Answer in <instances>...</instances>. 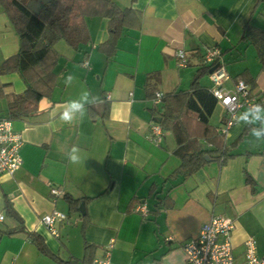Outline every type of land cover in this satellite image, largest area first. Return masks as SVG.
<instances>
[{
  "label": "crops",
  "instance_id": "crops-1",
  "mask_svg": "<svg viewBox=\"0 0 264 264\" xmlns=\"http://www.w3.org/2000/svg\"><path fill=\"white\" fill-rule=\"evenodd\" d=\"M112 1L134 11L115 43L107 41L108 17H85L87 43L73 48L58 39L53 45L58 58L50 94L33 111L10 118L22 138V162L13 174L0 173V264H89L108 244V264H185L182 245L213 214L234 221L238 259L248 236L264 256V141L250 134L252 126L237 122L246 108L224 133L229 156L220 162L204 155L186 176L174 173L180 158L172 133L163 130L159 142L148 137L163 102L154 103V93L187 89L207 48L221 52L229 75L223 87L232 89L241 79L264 95V59L258 55V48L264 53V0ZM246 26L251 35L242 40ZM18 46L0 4V65ZM178 49L186 66L176 63ZM69 74L75 77L71 85L65 83ZM199 83L212 87L208 74ZM82 85L99 102L87 105L82 120L61 122L65 102L77 99ZM24 89L19 73L0 72V117L10 116L9 97ZM219 105L215 121L209 117L218 130L224 118ZM73 146L81 149L79 164L69 163ZM66 195L78 203L71 205ZM157 198L163 206H156ZM137 204L145 205V216ZM52 210L66 215L55 225L57 236L40 222ZM27 232L38 236L42 250Z\"/></svg>",
  "mask_w": 264,
  "mask_h": 264
},
{
  "label": "trees",
  "instance_id": "trees-1",
  "mask_svg": "<svg viewBox=\"0 0 264 264\" xmlns=\"http://www.w3.org/2000/svg\"><path fill=\"white\" fill-rule=\"evenodd\" d=\"M26 2L0 0L19 42L17 52L1 63L0 72H17L25 82L24 91L12 94L8 99V118L28 114L40 99L50 94L55 81L53 67L58 58L53 46L56 40L63 39L77 48L89 41L85 17L106 16L109 34L107 41L113 45L127 18L134 14L131 8L119 7L112 0H49L38 14L30 11ZM249 35L251 29L246 26L241 39L245 40ZM258 55L264 59V53H260L259 48ZM210 67L200 60L188 88L162 93V105L160 109H155L153 120L159 123L162 130L172 133L176 143L180 164L174 170L175 174L186 176L192 173L204 163V155L220 162L229 156L223 142L224 134L209 123L217 100L209 89L199 83L200 78L208 74ZM213 153H217L216 156ZM245 180L252 184L248 175ZM65 197L71 205L79 201L69 195ZM162 200L157 198L156 206H163ZM27 236L42 250L43 243L36 234L27 232Z\"/></svg>",
  "mask_w": 264,
  "mask_h": 264
},
{
  "label": "built area",
  "instance_id": "built-area-1",
  "mask_svg": "<svg viewBox=\"0 0 264 264\" xmlns=\"http://www.w3.org/2000/svg\"><path fill=\"white\" fill-rule=\"evenodd\" d=\"M178 66L188 64L185 52L178 49L175 53ZM201 61L205 65L215 66L208 73L212 82L210 89L216 100L223 106L224 118L219 131L225 133L235 122L237 112L247 108L251 104L264 105V95L253 91L243 80L237 79L232 89L223 87V82L228 80L229 75L220 60V50L216 47L207 48L202 54ZM162 96L161 92H155L154 103H158ZM163 130L158 122L150 121L148 137L154 142L162 139ZM22 145L21 135L12 130L11 120L0 117V173L13 174L21 165L19 149ZM50 192L57 196L59 190L50 187ZM138 210L145 216L144 204H137ZM0 214V220L2 219ZM66 215L60 211L52 210L40 217V222L54 236L58 235L56 223L61 222ZM234 221L224 214H213L205 221L199 229L198 234L182 245L185 264H264V256L256 253L255 241L251 236L242 242V253L240 259L234 254L231 240ZM110 244L105 246L102 257H95L90 264H108L110 256Z\"/></svg>",
  "mask_w": 264,
  "mask_h": 264
},
{
  "label": "clouds",
  "instance_id": "clouds-1",
  "mask_svg": "<svg viewBox=\"0 0 264 264\" xmlns=\"http://www.w3.org/2000/svg\"><path fill=\"white\" fill-rule=\"evenodd\" d=\"M75 77L71 74L67 75L65 83L71 85ZM82 91L77 99H70L65 102V107L59 114V120L66 124H73L82 120L87 112V105L99 102V97L93 96L89 90L83 85ZM238 123L252 126L250 134L256 141H264V105L251 104L238 116ZM81 149L73 146L68 152V160L70 164H79L81 162Z\"/></svg>",
  "mask_w": 264,
  "mask_h": 264
},
{
  "label": "water",
  "instance_id": "water-1",
  "mask_svg": "<svg viewBox=\"0 0 264 264\" xmlns=\"http://www.w3.org/2000/svg\"><path fill=\"white\" fill-rule=\"evenodd\" d=\"M47 2H49V0H28L27 3H26V6L27 8L32 11L34 14H38L40 9L42 8V6L44 4H46ZM215 66H211L209 69H208V72H211L213 69H214ZM205 159H207L206 156H204ZM83 205H84V202L81 201L77 210L80 211L82 213L83 211Z\"/></svg>",
  "mask_w": 264,
  "mask_h": 264
},
{
  "label": "rangeland",
  "instance_id": "rangeland-1",
  "mask_svg": "<svg viewBox=\"0 0 264 264\" xmlns=\"http://www.w3.org/2000/svg\"><path fill=\"white\" fill-rule=\"evenodd\" d=\"M219 109H220V105H219V103H217L216 106H215V108H214V110H213V113L210 116L211 122H214L215 121V117H216V115H218V110Z\"/></svg>",
  "mask_w": 264,
  "mask_h": 264
}]
</instances>
